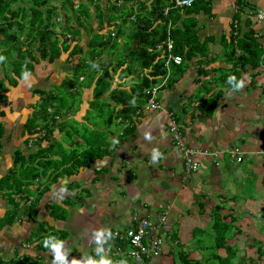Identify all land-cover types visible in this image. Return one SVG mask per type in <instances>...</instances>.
Segmentation results:
<instances>
[{
    "label": "crops",
    "instance_id": "crops-1",
    "mask_svg": "<svg viewBox=\"0 0 264 264\" xmlns=\"http://www.w3.org/2000/svg\"><path fill=\"white\" fill-rule=\"evenodd\" d=\"M152 1L147 0L146 6L148 8L142 12L139 10V4L128 5L132 9L131 20L139 14L142 17H151L153 15L151 14ZM163 1V8L172 6V0ZM199 3L203 7H207V10H200L199 12H186L184 10L180 12L181 15L178 20L179 22L192 20L194 30L197 32V39L200 42L207 41V54L201 56L198 53L194 58L187 61L182 58L180 65L185 64L186 70L171 87L167 85L168 79L176 68H172V64L169 69L164 68L166 73L169 72L168 78L164 80L166 74L163 78L157 77L150 86V92L153 88H158L155 100L161 107L160 110L145 109V103L151 97V93L145 103H141L140 100L131 106L123 103L116 104L115 97L110 95V92L115 88L127 90L126 92L132 95L134 93L131 92L130 85L125 87L120 82V80L126 79L125 77L121 78L120 75L125 66L118 69L116 75L112 74L116 80L111 83L108 93L104 95L105 92L104 96L102 95L103 99L106 101L112 99L110 104L114 107L113 113L117 115L116 120L124 123L123 132L128 127H133V130L123 136V141L120 142L113 134L112 142L115 145L119 143L115 147L117 149L115 152L112 150L111 155L95 159L87 167L78 168L77 172L69 177L72 179L67 182L68 188L62 187L65 183L61 185L68 192L64 198L69 201V205L62 204L69 211L66 220L55 222L46 210L44 211L46 216L42 218V221L37 217L40 212L36 211L30 217L29 214L31 213L27 210V205L19 208L21 211L8 215L7 220L12 217L9 221L13 222L0 227V264H18L20 260H23L22 257L35 258L37 254L42 255L45 262L48 261V264H52L50 258L53 259L54 257L49 253L50 251H41L43 254L36 252L34 246L37 241L30 242L29 240L41 222L56 224L57 229L67 232L65 240H67L68 234L71 236L68 244L81 245L77 247L81 258L79 256L72 257V255L66 256L70 264L76 258H79V264H87L86 258L89 254L94 252L103 254L101 247L104 239L101 237L97 242L95 233L97 231L106 233L109 230H114L115 227H128L131 214L135 210L139 211L140 215L148 214L154 219L166 214L169 221L166 225V229H168L166 239H170V235L175 234V240L170 239L172 246L164 253L173 259V254L176 255L179 249L191 247L193 250L188 252L189 259H191L192 254L199 255L198 252L200 251L199 246L193 244V241L199 243L200 238L198 236L193 237L192 232L194 229L204 230L212 224L214 209L218 205L217 197L219 200L224 198L228 201V207L221 209L220 214H223L222 210H227L228 213L223 215L232 213L234 216L240 217L241 220L237 224L241 225L240 229L246 231L251 239L256 235L259 236L255 224L252 222L255 215L248 208V201H253L254 199L251 198L254 197L243 196L244 198H241V196H237L235 193L237 188L233 183L240 180L239 174H242V177L245 175L246 171L241 166L246 163V165L251 166V173L257 174L258 179H260L259 183L264 188V68L261 66L252 67L249 64L242 65L243 61H237V57L247 53V50L235 46L230 48L225 44L239 43L237 40L239 38L244 43L248 38V33L253 31V38L256 42H250L252 47L250 51L254 50L260 55L264 52V22L257 18L259 14H264V0H200ZM124 4L120 1L117 6ZM173 17L178 16L174 14ZM227 53H232L234 63L226 62ZM59 60L60 58L55 60L56 64L54 62L49 64L52 65L53 70H47V66L43 64L39 66L38 70L35 67L26 83L25 80L21 81L25 83L22 87L27 89H18L17 84L18 93L14 95L15 86L10 91L11 93L7 94L6 101L0 103V109L4 113L0 116V122L3 124V131L6 133V136L4 133L1 138L3 144L0 145V169H4L5 165L9 164L12 167V157L16 150H21L27 157L42 150L45 156L49 153L48 149L51 146L58 152L63 150L55 148L54 144L57 141L69 150L67 152H70L71 149L69 148L74 146L71 137H69L68 142L63 139L64 134H69V129L65 125L55 124L51 120L49 122L52 123L53 128L47 140L38 142V139L47 132L45 129L32 135L27 133V125L32 121L30 119L31 114L33 118L37 105L42 103L38 90H43L41 87L44 86V82L49 83L47 81L49 73L46 71L50 73L54 71L57 75H62L60 68L63 59L62 61ZM259 61L263 64L264 57ZM74 62L76 63L77 60ZM45 63L48 65L47 62ZM201 63L202 67H200ZM198 69L200 75H198ZM233 71L234 74L231 75H234L237 80L243 79L245 81V86L240 91L229 90L231 86L228 83L227 85L222 84V86L218 79L219 76ZM146 73L147 71L142 72L143 75ZM30 77L31 80H29ZM65 79L66 73L63 81ZM63 81L59 87H63ZM75 87L76 84L73 88L75 89ZM29 88H31L30 91L34 90L35 99L31 98ZM93 92L94 89L90 91L91 100L96 99ZM213 98L217 100V103L212 114L209 115L207 107L202 106V103ZM38 99L39 104H36ZM83 100L87 101L85 96H83ZM31 103L34 105H26ZM125 109L127 110L124 111ZM169 116L180 125L181 139L185 146L188 149L202 152L200 157H195V161L200 165L198 171L188 178L185 177L184 172V156L178 151L173 136L169 132L167 124ZM81 118L84 120L83 116ZM60 119V117H55V121ZM60 122L62 124V121ZM145 133L151 135L150 141L145 139ZM94 139L88 138L84 140L85 143L82 145L77 143L76 150L72 152L80 155L89 147V144L93 143ZM106 140L110 142L108 138ZM154 148L162 153V158L156 163L151 161V152ZM230 148H238L242 153L243 161L241 163L231 159L227 153ZM209 154H214L215 157L212 158ZM56 156L60 157L59 160H61L60 155L57 154ZM47 157L53 156L48 154ZM72 162H75V159ZM234 165H240V167L236 169ZM5 170L8 169L5 168ZM116 172L120 178H115L112 175ZM3 176L1 173L0 179ZM231 176H238V178L235 180ZM132 180L136 182L131 183ZM257 181L255 182L257 183ZM35 186L30 188L33 189ZM84 188L90 195L100 199L109 196L105 204L94 201L92 196L89 202L81 203L86 211L91 208L95 210L92 215H90L92 210L90 213L83 214L77 211L74 206V203L77 204L79 200L80 190ZM141 191L144 195L142 201L139 200ZM3 192L5 191L0 190L1 215L5 212L2 210L5 205ZM240 192L245 194L246 190L243 189ZM121 195H126L127 198H121ZM16 196L17 200H21L25 194L20 193ZM118 197L124 201L121 203L123 208L121 212L112 209L115 202L111 201ZM261 198L264 199L263 196ZM121 216L125 217L122 219ZM249 217L251 219H248ZM243 222H246L245 225L242 224ZM78 228L82 229V231L80 230V237L74 236V232H79ZM37 239L40 240V236ZM62 251L67 252V254L70 253L65 244H63ZM165 259L160 264H163ZM44 260H41L42 264L45 263Z\"/></svg>",
    "mask_w": 264,
    "mask_h": 264
},
{
    "label": "trees",
    "instance_id": "trees-1",
    "mask_svg": "<svg viewBox=\"0 0 264 264\" xmlns=\"http://www.w3.org/2000/svg\"><path fill=\"white\" fill-rule=\"evenodd\" d=\"M52 1L55 0H0V56L6 57L9 63V65L5 66L6 59L0 63V103L5 102L8 98L7 94L10 92L11 88H15L18 82L23 80L22 73L28 72L31 74L33 72L34 68L31 66L30 62L35 63L34 67L38 64L36 63L38 60H36L35 57L29 56L30 53L37 52V55L42 62L52 64L61 55L60 52L57 51L58 41H60L59 43L61 46L67 47H65L66 50H62L63 53H68L69 58L72 57V59L77 56L78 59L75 65H77V67L80 66L79 61H81V59L84 60L86 57V53L83 52L84 47L80 45V32H85L89 39L87 46H89V49L92 48V52L94 54L93 57H95L93 58L94 63L96 59L99 64L106 62L105 58L102 56L104 50L110 46L112 49L120 48L122 51L126 52L127 56L124 59H112L109 64H107V67L103 68V74L96 80V88H94L93 94L98 97L107 92L112 83H109L112 81V78L108 77L109 73L112 72V74H116L118 69L125 66L120 73L122 77L126 78L128 75L132 78H135L136 76L138 78V82L131 88V92L134 94L132 95L129 93V95H126L123 93V96L120 97V94H118V92L116 93V90L118 89L115 88L110 92V95L115 97L116 104L123 103L127 106H131V104L139 102L140 100L141 103H145L146 99L150 97V86L155 82L156 78L165 77L166 70L163 65L165 56L164 43L168 38L174 42L177 54L185 61L194 58L198 53L201 54V56H205L207 54V41L200 42L197 39V32L194 30L192 20H189L188 23H185L183 20L179 22L178 20L181 15L180 12H183L184 10L186 12H199L200 10H207V7H203L199 3L200 0H193L190 8L173 10L169 15V20H171L170 26L168 24V19H164L161 16L157 18L154 17L155 12L163 9V0L152 1L151 14L153 15L151 17H142L139 14L133 21L131 20L132 9H130L128 5H132L133 3L139 4V10L141 12L144 10L146 11L148 8L146 6L147 0H88L86 3H75L73 0H64L62 4L60 1H56L57 3L63 5L64 11H68L70 13L69 18L73 16L75 19L76 16H79L78 20H75V24L73 26H65L59 34H57L53 28L56 21L52 18L55 15L57 6L51 5L50 3ZM120 1L125 4L119 6L115 5ZM91 4L92 6H95L93 9L94 20H90V16L88 15V8ZM76 5H78L77 8ZM174 14L178 17H173ZM84 23L85 25L91 26L90 32L86 30V28L84 29L82 27ZM76 25L79 26V28H77ZM66 29L69 31L70 29L72 30V33L66 32L70 35V40L68 39L69 37L63 35ZM127 29H130V33L124 40H121V37L125 34ZM69 41H72L70 46L68 44ZM129 42L132 44L129 45ZM245 42L247 43L243 46L244 49L247 50V53H244L241 57H237V61H243L242 65L249 64L252 67H258L260 54H257L254 50L250 51V48H252L250 42H256L253 38V31L248 33V38ZM158 45L161 46L160 49H157ZM48 48L53 51L50 55L47 52ZM61 49L63 48L61 47ZM12 54L14 55V58L12 57ZM127 59L130 61L126 66L125 61ZM225 59L226 62H235L233 60L232 53H227V58ZM134 60H137L136 62L139 63V69L133 72V69L129 67L131 62ZM86 61L87 60H84V65L86 64ZM112 63L115 64V67L109 71L108 69ZM239 66H241V64H239ZM174 67L176 70L172 73V76L169 77L167 83L170 87L178 81L179 76L186 70V65L183 63L180 66H174V64H172V68ZM94 68H98V66L95 64ZM125 71L127 72L126 76L124 75L126 74L124 73ZM143 71H147L146 75L142 74ZM200 71L203 72L204 70ZM197 72L198 75H200L199 69ZM135 73L136 75L133 77V74ZM231 74H234V71L232 73H225L224 75L219 76L218 79L220 80L221 85H227L228 75ZM68 81L71 82L70 80ZM195 81L197 82V80ZM74 85L75 84H72V87ZM229 90H232L231 87H229ZM49 97L43 98L42 103L39 104L38 109L34 113L32 121L27 125V133L30 135L43 129L47 130V132L38 139V142L41 140H47L51 135L53 125L49 122L50 116H53L54 114L51 122H55V117H58V114L61 113L59 110L55 111V109H58L57 107H61L60 103H62V100L57 101L60 105H55L56 99L54 96ZM213 99L206 100L202 103V106L207 107L209 115L212 114V110L217 103V100L215 98ZM48 102H50L49 105H47ZM51 108L53 109V112L50 113ZM126 110L127 109L124 111ZM67 112L69 111L67 110ZM2 114L4 113L0 109V116ZM1 126H3V124L0 122V145L1 138L3 136L2 133H4ZM132 130L133 127H128L123 133H121L120 136L123 137L126 134H129ZM99 141L100 139H97L94 140L93 143L97 144ZM56 143L58 144V141ZM93 143L89 144V147L80 155H77L76 152H72L73 150L65 152V149H63L58 152L51 146L48 149V154L60 155L61 160L57 161L44 156L42 150L36 154L29 155L27 157V161H25L21 152L16 150L12 157V167L19 168V176L13 177V181L9 183L8 179H10L13 175V173L9 170L8 173L0 179V190H9L8 193L10 195L24 193L25 197L21 199V201H25L24 204L21 205L20 202L16 201L13 202V205L18 208L27 205V210L31 213L28 214L31 217L34 212H36L37 205L42 199V196L49 188L48 184H46L47 181H43L44 179L55 183L60 178H69L73 173L77 172L78 168L87 167L91 161L111 155L113 149L109 150L108 147L110 143H107L104 140V142H100L97 147H94L96 145ZM102 147L104 148L102 149ZM77 157H80V159H77ZM74 159L75 162H72ZM25 162H27L28 165H31L33 169L27 171L28 167H26L27 165H24ZM22 170L24 172L23 174H21ZM34 181H37V185ZM34 185L36 186L33 189L30 188ZM62 187L68 188L69 184L65 183ZM28 202L30 203L28 204ZM61 202L66 206L69 205V201L66 198L62 199ZM220 203L215 206V213L212 216V224L204 230L194 229L192 236H198L200 238V236L205 234L209 229V235L211 236L209 239L211 240L212 245L208 248L201 247V250H207L208 252L210 249H214V251L208 259H204H206L209 264H234L233 260L236 256V250L233 251L232 247L228 245L227 242L246 233V231L240 229L241 225H237L241 220L240 217H236L232 213L229 215L220 214ZM54 206L55 205L53 204L45 205V210L49 213V216L55 222H58V220H62L61 222L66 220V217L69 214L67 208L62 205H58L55 208ZM259 214L264 217V207ZM11 219L12 217L8 220ZM43 223L45 222H41L37 231L33 233V235L36 236L29 237L30 242L37 241L34 248L36 249V252L40 253H42L41 251L46 252L49 249L44 246V240L46 238L53 237L52 242L54 243L56 242V239L64 241L67 234V232L62 229L45 232ZM109 231L112 235L116 229ZM109 231L106 232L105 235H108ZM41 232L44 236H40ZM39 236L40 240L37 239ZM263 236L264 233H259V237L263 238ZM170 239L175 240V234L170 235ZM252 240L253 241L250 246L255 249L257 257H249L243 260L244 264L259 263L264 256V243L256 237H253ZM200 241H202L201 238ZM109 242L110 239H107L106 243L108 244ZM104 246H106V244H104ZM188 252H186L185 249H179L177 254L175 253L176 255L173 254L174 260L177 257L176 263L173 262V264L202 263V258L199 260L189 259ZM41 257L42 255L39 254H37L35 258L24 256L22 257L23 260H20L18 264H40ZM104 258L109 260V257L104 256ZM124 261L126 264H147V261L145 260L141 263H136L131 258H126Z\"/></svg>",
    "mask_w": 264,
    "mask_h": 264
},
{
    "label": "rangeland",
    "instance_id": "rangeland-1",
    "mask_svg": "<svg viewBox=\"0 0 264 264\" xmlns=\"http://www.w3.org/2000/svg\"><path fill=\"white\" fill-rule=\"evenodd\" d=\"M56 1H60V3L62 4L64 2V0H55V1H52L50 3L51 5L57 6V10H56L55 15L53 16L52 19H54V21H56L55 24L53 25L54 26L53 28H54L55 32L57 34H59L60 31L62 30V28H65V26L66 27L73 26L75 24V20H78L79 16H76L75 19H74L73 16L71 18H69L70 17L69 16L70 13L68 11H64L63 10V5H61L60 3H57ZM73 1L75 3H79V2L86 3L88 0H73ZM77 6L78 5H76V8H77ZM76 8H74V9H76ZM93 8H95V6H92V4L88 8V13H89L88 15L90 16L89 17L90 20L91 19L94 20V18H93V14H94ZM98 12H97V16H98ZM76 15H77V11H76ZM185 23H188V21H186ZM76 27L79 28V26H77V25H76ZM76 27H74V28H76ZM82 27L84 29L86 28V30H88L90 32L91 26L85 25V23H84L82 25ZM66 32L72 33V30L70 29V31H69L68 29H66L65 33L63 34L64 36L69 37L70 35L68 33H66ZM80 33H81L80 34L81 35L80 45H82L84 47V51L83 52L86 53V55H85L86 57L84 56L85 57L84 60H87L86 64L84 65L85 62H84V60L81 59V61H79L80 62V66L77 67V65H75V62H74L75 60H77V56L74 57L73 59H72V57L69 58L68 53H63V51H62V50H66L65 49L66 46H61L60 43H59L60 41H58V50L57 51H59L60 54H61L60 57H59L60 58L59 61H62V59H63V64H62V66L60 68L62 70L61 71L62 75L59 76L56 73H54V71H51V73L49 71H46V72L49 73V78L47 80L49 83L44 82V86L41 87L43 90H38V89H36V90H38V94L40 95L39 96L40 99L43 100V98H45V97L54 96V98L56 99L55 105H60L61 104L60 105L61 107H57L58 109H55V111L59 110L61 112L60 114H58V117H60L61 119L59 121H55V124L59 123L60 125H65L66 128L69 129L68 130V131H70L69 134L68 135L64 134V136H63V139H65L67 142L69 141V137H71L73 139L74 146H71L69 149L76 150V148H77L76 144L79 143V144L82 145V144L85 143L84 140H87L88 138H92V139L95 138L94 140L101 138L99 143L100 142H104V140L107 143L111 142L108 148H109V150L113 149L114 152H115L117 150V149H115V147L118 146L119 143L115 145L112 142V135L115 134L116 137L118 138L117 140H119V142L121 140L123 141V138L120 135L123 132L124 123H121L118 120H116V116L117 115L115 113H113L114 107H113V105L110 104V101L112 99L110 98V101H106V100L103 99V96L106 95L108 92H106L102 97L101 96L97 97L96 95L93 94L94 98H96V99L95 100L94 99L91 100L90 99V91L92 89L96 88V80H97L98 77H100L103 74L102 73L103 68L107 67V64H109L110 60H112V59L113 60L114 59H116V60L120 59L121 60V59H124L127 55H126V52L122 51L120 48L112 49L111 46H110V47H108V48H106L104 50V53H103V56H102V57L105 58L106 62H104L103 64H99L98 60L96 59L95 63H94L93 58H95V57H93L94 54L92 52V48L89 49V46H87V43L89 42V39H88V37H87L85 32H80ZM68 39L70 40V37ZM237 40H239V43L235 42L233 44L230 43L231 45H228V44H225V45L230 47V48L235 46V47H239V48L243 49L244 48V46H243L244 43H242V39L239 38ZM71 43H72V41L68 42L69 46H70ZM131 44L132 43L129 42V45H131ZM61 47L63 49H61ZM47 52H48L49 55L53 53V51H51L49 48L47 49ZM87 52H88V54H87ZM263 55H264V52L260 55L259 60L263 57ZM13 56L14 55L12 54V57ZM29 56L30 57H35L36 60H38L36 62L38 64L35 66L37 70L39 69V66H42V64L44 66H47V68H48L47 70H53L52 65H49V64L47 65L45 62H42V60H40V58L37 55V52L30 53ZM79 58H81V57H79ZM129 61H130L129 59H127L125 61L126 66L129 63ZM136 61L137 60L132 61L131 65L129 67V68L133 69V72L137 71V69H139V63L136 62ZM54 63H55V61H54ZM30 64L35 70V67H34L35 63H31L30 62ZM95 64L98 66V68H94ZM259 64L260 65L258 67L261 66V67L264 68V63L262 64L259 61ZM6 65H9L7 59L5 60V66ZM114 67H115V64L112 63L108 70L110 71L111 68H114ZM200 67H202V63L200 64ZM237 67H239V66L237 65ZM65 73H66V79H65V81H63ZM124 73H126V74H124L126 76L127 72L125 71ZM116 74H117V72H116ZM113 75H112V73H109L108 77L112 78V81H110L109 83L115 82L116 78ZM135 75H136V73L133 74V77ZM80 77H81V79H80ZM1 78H2V75H1ZM121 78H123V77H121ZM31 79L32 78L30 77L29 80H31ZM68 80H70L71 82H69ZM62 81L64 82L63 83V87H59ZM20 82H18V89L20 88L21 90H23L24 87H22V85L24 86V84L26 83V80L24 81L25 83H22V82L20 83ZM120 82L123 85H125V87H128V85H130V87L132 88V87H134L133 85L138 82V78H137V76L135 78H132L131 76L127 75L126 79L120 80ZM72 84H76L75 89L72 87ZM113 86H114V84H113ZM13 89L14 88H11V90H13ZM26 89H24V90H26ZM30 89L31 88H29L28 91L31 94V98H34L35 97L34 90L30 91ZM15 90H16V92H15ZM126 91L127 90H123V89L119 88L118 90H116V93L118 92V94H120V95H122L123 93H125L126 95H129V93L126 92ZM9 93H11V92H9ZM15 93L16 94L18 93L17 92V86L14 89V95H15ZM201 94L204 95L203 93H201ZM83 96L86 97L87 101L83 100ZM61 100H62V103L58 104L57 101H61ZM34 102H35V100H34ZM36 104H39V99H38V101H36ZM85 104L87 105L86 106L87 108L85 107ZM26 105L33 106L34 103L26 104ZM38 107L39 106L37 105V108L35 110H37ZM67 110L69 112H67ZM51 112H53L52 108L50 109V113ZM84 112H85V114H84ZM82 116L84 117V120H83V118H81ZM53 117H54V114H53V116H50L49 119L52 120ZM30 119H32V114H31ZM79 120H83V121H79ZM60 121H62V124H61ZM1 127H2V131H3V126H1ZM4 133H2V134H4ZM4 136H6V133L4 134ZM106 137L109 139L110 142H108L106 140L107 139ZM4 138H6V137H4ZM28 139H29V137H28ZM99 143H97V144L93 143V144L96 145L94 147H97V145ZM2 144L3 143L1 142V145ZM15 146H17V145L15 144ZM54 146H55V148L57 150L65 149V152L69 151L61 143L57 144L55 142ZM238 151H239V149H238ZM20 152H21V150H20ZM21 155L24 157V160L27 161V156L23 152H21ZM47 155L45 154V156H47ZM52 156L53 157H49V158L53 159L54 161H57V160L60 159V157L58 158L56 155H52ZM9 165H5V168H7L8 170H5V168L4 169L1 168L0 169L1 170L0 174L2 173V176H3L5 174H7L8 171L10 170V172H12L13 175L11 176L10 179H8V182L11 183L13 181V177L19 176V168H17V167L13 168V167H11V164H9ZM24 165H27L26 166V167H28L27 171L33 169L32 166L28 165L27 162H25ZM234 167L237 169V168L240 167V165H234ZM241 168L243 170H245L246 172H245V175H243V177H242V174H239L240 180L233 183V185L235 184V187L237 188V192H235V193H236L237 196L238 195L241 196V198H244L243 196H252V197H254V198H251V199H254L253 201H248L249 202V204H248L249 207L248 208L251 211V213H253L255 215V217L252 218L254 220L252 222H254V224H255L256 232L257 233H264V224H263L264 223V217L259 214L260 211L262 210V208L264 207V199L261 198L262 196L264 197L263 185H260V183H259L260 179H258L257 174L251 173V166L246 165V163H243ZM23 173L24 172L22 170L21 174H23ZM112 175L115 178H117V177L120 178V176L118 175L117 172L116 173H112ZM135 178L137 179V177H135ZM237 178H238V176L237 177H232V179H235V180H237ZM71 179H72V177L70 179L69 178H60L55 183H52L49 180H45V179L43 180V181H47V184H48L49 188L47 189V191L42 196V199L39 201V204L37 205V208H36V211L40 212L37 217L41 221H42V218L44 216H46V213H44L45 205H48V204L52 205L53 204V205H55L54 206V208H55L58 205L61 206L63 204L61 201L66 195H68V192L66 190L64 192H60V189L62 188L61 185L64 184V183H67ZM257 179H258V181H257ZM255 181H257V183ZM34 182H35V184L37 183V181H34ZM132 182L135 183L136 181L132 180L131 183ZM71 189H73V188H71ZM243 189L246 190L245 194H243V192L242 193L240 192ZM260 189H262L261 190L262 192L259 191ZM3 191H5V192H3V195H2L4 197L5 205L3 206L4 209H2V210H4L5 212L2 215L0 214V227H3L5 224H10V223L13 222V221L7 220V217H8L9 214L14 213L16 211L17 212L21 211V209H19L15 205H13V202L18 201V202H20V204L22 202H24V201L21 202V200H17L18 199L17 196H16L17 194H11L10 195L8 193L7 189H4ZM80 192L81 193L78 196H79V200H81V201L78 200L77 204L74 203V206H75L76 210L80 211L83 214H87V212L90 213L91 210H92L93 212L90 214V215H92L95 210H93L91 208L90 210L86 211V209H84V207H83V204H81L83 202H87V201L89 202V199L91 198L92 195H90V193L88 191H86L85 188L81 189ZM224 195H225V193H224ZM143 196H144L143 192L141 191L139 193V200L140 201H142ZM28 197H30V196H28ZM92 197L94 198L93 199L94 201H96L98 203H102V204H105V201L108 200V198H109V196H105L103 199L97 198L95 196H92ZM121 198H127V196L126 195H121ZM218 200H219V197H217L216 202L220 203V201H221V203H220V205H221L220 208L221 209H225V208L228 207L227 199L223 198V199H221L219 201ZM111 202H115L112 205V209L113 210H115L116 212L117 211L118 212L123 211L121 203L124 202V201L122 199H120L118 197L117 199H114ZM226 211L227 210H222V213L223 214L228 213V211L227 212ZM96 213H97V210H96ZM134 213L139 214V211L135 210ZM20 214H21V212H20ZM100 214H103V212H100ZM124 217L125 216H121L122 219ZM248 219H251V217H249ZM168 222L169 221L167 219V223ZM245 223L246 222H243L242 224L245 225ZM43 224H44L43 228H44L45 232H49L51 230H57V228H58L56 224L52 225L50 222L43 223ZM124 226H126V224H124ZM115 229L120 230L121 228L120 227H115ZM243 229H245V227H243ZM80 230L82 231L81 228H78L79 232H77V233L74 232V236L80 237ZM169 234H170V232H169ZM35 236L36 235H33L32 237H35ZM40 236H44L42 232L40 233ZM200 238H201L202 241H200L199 243L197 241H193V244L199 246V250L200 251L198 253H199L200 257H198L199 255L194 253V254L191 255V259L198 260V259L202 258V263L201 264H209L206 261V259H204V258L208 259L212 255L214 249H210L208 252H207V250H205V251L201 250V247H207L208 248V247H210L212 245V242L209 239V238H211V236L209 235V229L206 231L205 234L201 235ZM256 238H258L262 243H264V236H263V238H261L258 235H256ZM70 240H71V236L68 234L67 235V240H64V244L66 245V247L68 249V252H70V253L67 254V252H65L66 256L72 255V257L79 256V258H81L80 251L77 250V247L81 246V245H79V244H77V245L68 244V241H70ZM252 241L253 240L250 238L249 234L244 233V234H242L240 236L235 237L233 240H229L227 242V244L232 247L233 251L236 250V256H235V258L233 260L234 264H244L243 260H245V259H247L249 257H251V258H256L257 257V253H256L255 249H253V248H251L249 246ZM171 246H172V242L170 241V239H165V245H164V250L163 251H166ZM190 249H192V248L190 247V248H188L186 250H190ZM48 252L50 254H52L50 248L48 249ZM79 258H76L75 261L80 262ZM164 258H166V259L163 262V264H172L173 262L176 263V260H177V257L175 258V260H174V257H173V259H170L169 256L166 253L163 252L160 255H158L157 257H155L154 259H152L151 261L147 262V264H160L161 261L164 260ZM50 259H51V261H53L52 258H50ZM41 260H44V258L42 257L40 259V264H42ZM172 260H173V262H172ZM66 261H67V264H70L69 260L66 259ZM44 262H45V260H44ZM43 264H48V261L43 263ZM256 264H264V256L260 260V262L259 263L257 262Z\"/></svg>",
    "mask_w": 264,
    "mask_h": 264
},
{
    "label": "built area",
    "instance_id": "built-area-1",
    "mask_svg": "<svg viewBox=\"0 0 264 264\" xmlns=\"http://www.w3.org/2000/svg\"><path fill=\"white\" fill-rule=\"evenodd\" d=\"M193 0H172L171 7H164L163 9L155 12L154 17H162L169 20L170 12L173 9H183L189 8L192 6ZM258 20L261 21V16H257ZM135 17L132 18L134 20ZM170 26V20H169ZM168 26V27H169ZM165 56H164V68L167 70L171 64L180 65L182 62V57L179 56L175 50L174 42L168 38L165 43ZM161 46H157V49H160ZM176 57H180V62L177 63ZM169 76V72L166 73V80ZM158 88H153L151 91V97L145 103L146 110H160L161 107L155 100ZM169 132L173 136V140L178 151L184 156V172L185 176L189 177L190 175L196 173L199 168V163L195 161V157L202 155V152H197L194 149H188L185 144L182 142L180 134V125H178L171 116L167 120ZM227 153L231 159H235L237 163L243 161L242 153L238 151V148H230L227 150ZM210 157L214 158V154H209ZM202 157V156H201ZM217 164V163H216ZM166 222V215L163 214L158 223H153L146 216H132L131 221L128 227L122 231H114L111 235L112 239L119 242L113 249L107 248L106 254L109 252L112 253L113 262L117 263L122 259L131 258L133 261H151L155 257L161 254L163 250L162 242V225ZM113 251V252H112ZM103 255L99 257L102 259Z\"/></svg>",
    "mask_w": 264,
    "mask_h": 264
},
{
    "label": "clouds",
    "instance_id": "clouds-1",
    "mask_svg": "<svg viewBox=\"0 0 264 264\" xmlns=\"http://www.w3.org/2000/svg\"><path fill=\"white\" fill-rule=\"evenodd\" d=\"M117 4H115V5H117ZM261 21H263L262 17H261ZM5 59H6V57L0 56V63H2ZM176 61H177V63H179L180 62V57H176ZM29 75H30V73H28V72L22 73V79L23 80H27ZM227 83L231 86L232 91H240L245 86V81L243 79L237 80V78L234 75H229V77L227 79ZM145 139L150 141L151 140V135L149 133H145ZM161 158H162V153H160L158 149H155V148L152 149V152H151V161H152V163H156ZM186 178H188V177H186ZM64 191H65V189H63V188L60 189V192H64ZM162 215H160L157 219H154L148 214L140 215V214L133 213L130 218H132V216H146L153 223H158L159 219H160V217ZM166 225H167V215H166V222H165L164 225H162V229H161V233H162L161 238H162V242H163V250H164V244H165L164 239H166L167 234H168V229H166ZM126 228L127 227L121 228L120 230L116 229V231H122V230H124ZM95 235L97 237V242H99L101 237L104 239L103 243H102V247H101L103 254H99L98 252H94V253L89 254L87 256V258H86L87 264H126L124 259H122L121 261H118L117 263H114L113 259H112L113 258L112 253H110V252L108 254H104V253L107 252L106 251L107 248L113 249V247L116 246L119 243L116 240L114 241L112 239L110 231H109L108 235H105V233L102 232V231H97L95 233ZM107 239H110V242L108 244L106 243ZM52 241H53V237H48V238H46L44 240V246L46 248H50L51 252L53 254L54 258H53L52 264H67L66 254H65L64 251H62V247H63L64 241H61V240H58V239H56V242H54V243ZM104 244H106V246H104ZM163 250H162L161 253L164 252ZM185 250H186V248H185ZM186 252H188V250H186ZM101 255H103V258H104V256L105 257H109V260H111V261L103 259V258L99 259V257ZM194 260H196V259H194ZM141 262H143V261H137L136 263H141ZM147 262H149V261H147ZM72 264H79V262L73 260Z\"/></svg>",
    "mask_w": 264,
    "mask_h": 264
},
{
    "label": "water",
    "instance_id": "water-1",
    "mask_svg": "<svg viewBox=\"0 0 264 264\" xmlns=\"http://www.w3.org/2000/svg\"><path fill=\"white\" fill-rule=\"evenodd\" d=\"M261 17H262V20H263V22H264V14L263 15H261ZM129 32H130V29L128 30H126L125 31V34L121 37V40H124L126 37H127V35L129 34ZM263 57H264V55H263ZM262 57V58H263Z\"/></svg>",
    "mask_w": 264,
    "mask_h": 264
}]
</instances>
